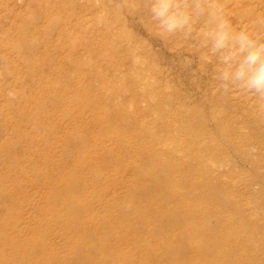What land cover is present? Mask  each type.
I'll return each mask as SVG.
<instances>
[{"label": "rangeland", "instance_id": "rangeland-1", "mask_svg": "<svg viewBox=\"0 0 264 264\" xmlns=\"http://www.w3.org/2000/svg\"><path fill=\"white\" fill-rule=\"evenodd\" d=\"M155 3L157 0H0V195L8 189L16 195L15 202L0 199L3 215L12 212L17 216L20 200L34 197L42 213L28 209L23 219L31 216L32 227L43 223L52 230L53 238L60 231L54 224L55 213L65 210L64 219L72 214L66 211L64 198L93 202L81 214L88 223L94 216L107 219L112 210L100 211L95 199L104 195L101 186L67 193L63 183L72 176L90 182L117 173L124 177L125 187L112 189L110 195L126 193L134 184L154 186V179L142 175L159 172L149 152L154 157L162 152L166 158L176 159L177 180L186 181L184 189L201 195L189 198L192 208L211 211L232 201L264 205V97L244 87L255 65L246 76L236 75L248 48L264 45V0H170L169 12L190 17L189 24L174 33L163 30L154 18ZM221 20L228 22L232 38L217 47L216 39L206 33L214 32ZM68 27L74 29L70 38L62 32ZM32 29H38L37 33ZM240 33L248 40L239 37ZM48 39L50 43L45 42ZM33 40L41 46L23 55L37 69L22 76L30 85L16 84L9 74L16 69L24 73L26 61L14 46ZM242 44L247 45L244 51L230 55ZM3 76L8 77L6 83ZM44 78L55 81V87L40 85L38 81ZM57 95L78 119L75 128L65 108H58ZM23 111L28 112L24 117ZM73 135L85 137L92 165L104 174L99 169H84L86 150L76 152L82 143ZM177 148L185 151L177 152ZM15 156L16 171L22 173L7 175L5 168L11 167ZM207 157L224 159V171L213 172ZM38 176L53 181L41 180L33 193ZM181 183L175 177L167 180L157 190L160 199L169 191L181 193ZM128 202L125 197V204ZM112 209L116 215V207ZM235 216V221L241 218L239 213ZM129 217L134 221L135 213ZM25 228L21 238L39 239L47 234ZM250 230L245 228L242 237ZM79 234L69 233L73 240ZM153 236L158 240L180 238L148 235ZM73 240L57 237L50 249L66 256L74 249ZM89 241L94 239H88L84 248ZM261 243L256 248L264 250V238ZM12 248L7 247V253L16 251ZM20 251L27 253L26 248ZM125 252L142 256L131 245H125Z\"/></svg>", "mask_w": 264, "mask_h": 264}, {"label": "bare ground", "instance_id": "bare-ground-1", "mask_svg": "<svg viewBox=\"0 0 264 264\" xmlns=\"http://www.w3.org/2000/svg\"><path fill=\"white\" fill-rule=\"evenodd\" d=\"M193 1L203 3L205 0ZM62 30L67 37H72L74 29L68 27L62 28ZM32 31L37 33L38 29H32ZM35 33L32 36H35ZM50 41L48 39L45 42L50 43ZM40 46L41 43L37 40L14 46L13 50L16 54L26 61L24 73L22 70L16 69V72L9 74V76L11 74L14 76L16 84H28L29 82L22 78L23 74H34L37 69V66L30 63L27 57L23 55L24 51H35ZM2 78L3 82L6 83L8 77L3 76ZM31 78L36 79L33 75ZM33 81L36 80H31V82ZM38 82L40 85L48 84L55 87V81L49 78L41 79ZM2 96L3 93L0 92V97ZM55 98L58 108H65V114L71 118V127L75 128L78 119L76 116H72L71 110L63 103L61 96L57 95ZM26 113L28 112L23 111L21 115L24 117ZM46 113L47 111H45ZM37 124L41 125V121L39 120ZM240 127L238 124L235 125L237 131L238 129L240 131ZM73 138L82 143L81 148L76 149V152L83 153L87 148V140L84 136L73 135ZM176 151L184 152L185 150L184 148H177ZM176 151L172 152L175 153ZM84 154L86 155L82 162L84 169L89 167L93 172L99 169V172L105 173V171L92 165L93 160L87 150ZM158 154L157 157H154L153 152H149L150 161L159 169V172L154 175L142 172L143 177L154 179V186L145 183L134 184L128 187L126 193L110 195L109 192L112 189L125 187L124 177H120L117 173L114 176L108 175L106 177L104 175L93 178L90 182L72 176L63 183V186L67 187L65 189L67 193H79L92 185H99L104 195L100 194L95 198L96 203L99 204L98 209L104 212L112 210V214L114 212L113 207H116L117 210H115L116 215L111 214L107 219L93 215L91 222L88 223V219L85 220L81 214L88 208L90 209L94 205L93 202L64 198L62 202L67 209L66 211H72V214L70 218L64 219L65 210L55 213L54 224L60 227L57 237L64 241L65 239L67 241L73 240L71 239L73 235L70 236L69 233L81 232L77 239L73 240L74 249L70 250L66 256L50 249L57 237L53 238L50 235L52 230L49 227L46 228L43 223L32 227L33 218L31 216L28 220L23 219L28 209L34 208L37 213H42V208L34 197L20 200L21 208L17 216H13L12 212L9 215H3L0 212V264H21V262L29 264L26 261L31 262L33 260L41 264H70L69 260L74 264H91L95 259L99 261L97 264H264V250L256 248L264 238L261 237L264 232H262L264 222L261 223V220L264 219V205L257 201L255 203L249 201L248 204L232 201L227 204L221 203L217 209L211 211L202 210L200 207L192 208L189 198L191 196L201 197L200 192L184 189L186 181L181 183L176 177L178 173L176 171L178 166L176 159L166 158L162 152ZM211 159L207 157L205 160L211 170L215 173L223 172L227 162L221 158ZM11 160L13 162L11 167L5 168L9 173L7 175H12L11 173L16 171L18 166L16 156ZM21 171L24 174L27 173L26 170L21 169ZM18 173L22 172L18 171ZM2 177L3 174L0 173V182ZM174 177L183 186V191L181 193L169 191L160 199L162 194L157 191L158 188H163L165 182L174 179ZM36 180L33 188H31L33 193L38 191L36 190L38 182L47 181L50 183V180L53 181L51 177L43 178L41 176H38ZM108 194V199L103 201L102 198L107 197ZM125 197L129 199L127 204H125ZM122 198L124 199L122 200ZM0 199L11 203L15 202L16 195L8 189L3 191ZM52 208L49 206V209ZM224 210L227 211L226 214ZM134 213L137 219L134 218V221L131 222L129 216ZM237 213L241 218L235 221L234 218ZM117 217L119 220H115ZM125 218H128V221L125 222ZM200 223L204 225H200ZM25 227L27 231L32 233L45 230L48 235L45 234L39 239H33L29 235L21 238ZM87 227L89 228L86 229ZM91 227H94V230L90 231ZM247 227H251L252 230L247 237H242L243 231ZM149 234H159L164 237L173 234L179 235L180 238L178 240H158L154 236L148 237ZM91 238L94 239V242L89 241L88 246L84 248L87 240ZM125 245H131L136 251L141 252L142 256L134 257L131 253H126ZM7 247H13L12 249H16V251L7 253ZM22 248H26V254L20 251Z\"/></svg>", "mask_w": 264, "mask_h": 264}, {"label": "clouds", "instance_id": "clouds-1", "mask_svg": "<svg viewBox=\"0 0 264 264\" xmlns=\"http://www.w3.org/2000/svg\"><path fill=\"white\" fill-rule=\"evenodd\" d=\"M171 7L170 0L168 3H161L160 0H157V3L153 4L152 7L154 18L159 20L160 27L168 33L183 29L190 21V17L184 12H169L168 9ZM206 35L216 39L217 47L224 46L232 38L230 26L225 20L220 21L214 32L206 33ZM238 36L245 41L248 40L244 33H240ZM248 44L254 45V42L248 41ZM246 47V44H242L240 48H236L235 52L230 53V55H237L244 51ZM252 65L256 67L252 70L251 75H248V84L244 87L254 90L261 97H264V45L248 48L244 62L236 69V75L238 77L246 76ZM225 74L228 75L227 72Z\"/></svg>", "mask_w": 264, "mask_h": 264}]
</instances>
